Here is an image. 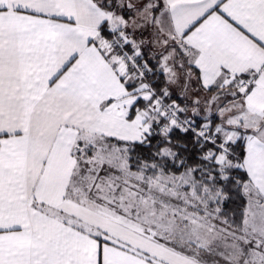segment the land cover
<instances>
[{
    "label": "snow or ice",
    "instance_id": "6c2138e0",
    "mask_svg": "<svg viewBox=\"0 0 264 264\" xmlns=\"http://www.w3.org/2000/svg\"><path fill=\"white\" fill-rule=\"evenodd\" d=\"M0 264H264V0H0Z\"/></svg>",
    "mask_w": 264,
    "mask_h": 264
}]
</instances>
